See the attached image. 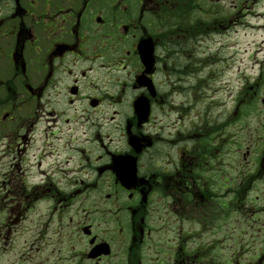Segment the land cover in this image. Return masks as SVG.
Instances as JSON below:
<instances>
[{"label": "flooded vegetation", "instance_id": "1", "mask_svg": "<svg viewBox=\"0 0 264 264\" xmlns=\"http://www.w3.org/2000/svg\"><path fill=\"white\" fill-rule=\"evenodd\" d=\"M1 5L0 58L9 61L14 82L0 72L8 96L0 107L9 104L0 126L11 125L20 153L68 156L67 172L74 175L68 191L43 177L26 197L34 206L55 200L44 230L35 232L32 264H223L212 251L221 248L222 228L249 216L243 197L253 178L264 179L262 44L252 85L230 89L213 65L229 40L236 45L230 31L245 28L246 11L264 0H233L224 12H214V0ZM143 40L152 61L139 55ZM66 107L107 111V122L96 114L98 135L88 136L95 148L64 134L72 120ZM39 109L52 128L41 140L38 121L30 118ZM104 126L117 135L102 137ZM120 157L129 158L117 162ZM133 169L137 182L124 186L117 174Z\"/></svg>", "mask_w": 264, "mask_h": 264}, {"label": "rangeland", "instance_id": "2", "mask_svg": "<svg viewBox=\"0 0 264 264\" xmlns=\"http://www.w3.org/2000/svg\"><path fill=\"white\" fill-rule=\"evenodd\" d=\"M232 1L214 0V12H224ZM0 2L2 3V0ZM1 3L0 10L2 9ZM262 7L255 6L254 10L246 11L245 28L239 25L236 33H233V29L230 31L231 39L234 40L236 45H232V41L229 40L230 45L224 47L221 51L220 63L213 65L215 71L221 73L223 71L227 76L226 78L222 74V81H224L223 84H229L230 89H235L237 86H247L250 83L253 84V78L258 73V65H255L254 58L257 46L260 44H262L261 48L263 50L259 52V59H264V8ZM258 14L260 17L257 16ZM220 32L221 38H223V35L226 36L223 29ZM230 46H234V49H231ZM214 51L220 53V49L216 47H214ZM206 64L209 66L208 63ZM10 66L8 60L0 58V72L4 74L5 80L13 85V78L9 79L10 77L7 75L12 73ZM0 94V101L2 103L8 102V96L5 95L2 88H0ZM24 96L22 97L24 98ZM4 109H9V104H3L0 107V112L2 113ZM63 110L69 111V117L72 118L69 124L62 126L64 134H76L79 141L87 140L88 136L98 135V127L95 126L94 121L96 114H100L101 121L107 122L105 115L107 111L105 110L93 112L82 109H68L67 107ZM16 113L18 111L13 110V114ZM30 114L31 123H34L35 120L38 121L36 136H39L38 139L41 140V138H44L46 131L52 130L45 121V118L49 119L48 113L39 109ZM39 122L41 123L39 124ZM5 128L0 126V264H32L35 253L33 247H37L34 243H39L35 238L38 236L35 232L44 230L42 221L46 220L48 214L51 213V210H48L47 207L49 205L53 206L55 200L53 197L48 198L45 202H37L34 206L33 202L28 201L26 197L27 195L31 196L32 187L40 184L43 177L57 185L53 186L55 190L65 192L67 189L68 191L73 186L74 180L72 181V179L74 175L67 172L66 167L68 165L66 161L68 156L61 155L59 160V156L54 158L55 156L48 155V159L45 160L38 151L35 155L20 153L19 149L17 150L15 138L9 137L13 133L11 125ZM68 129H70V132H68ZM82 134H85L86 137H83ZM100 134L104 138L108 135L113 137L117 135V133L111 131V126H104ZM90 140L88 139L85 144L95 148L96 144ZM40 143L41 141L38 142L37 146H41ZM40 163L41 168L46 170V175L38 173ZM70 165H73L72 161ZM235 174L236 171H233V175ZM262 178V175L253 178L251 191L243 197L244 203L248 205L245 209L251 210L249 216L247 215L241 220H230L222 228L225 231L221 239L218 240L221 248L218 249L219 245H217V248L215 247L212 250L214 251V258L219 259L220 263L223 261V264H226V259L230 263H236L239 259L240 264H260L264 262V179ZM151 224L156 225L154 222H151ZM230 228L231 230L228 232L227 229ZM172 233V230H170L168 236H172ZM157 237L158 234L155 233V238L157 239ZM163 238L166 239V236H163ZM215 239L217 240V238ZM237 243L239 246L238 253ZM39 246L43 248V245Z\"/></svg>", "mask_w": 264, "mask_h": 264}, {"label": "bare ground", "instance_id": "3", "mask_svg": "<svg viewBox=\"0 0 264 264\" xmlns=\"http://www.w3.org/2000/svg\"><path fill=\"white\" fill-rule=\"evenodd\" d=\"M38 173H39V174H44L43 169H39V170H38Z\"/></svg>", "mask_w": 264, "mask_h": 264}, {"label": "water", "instance_id": "4", "mask_svg": "<svg viewBox=\"0 0 264 264\" xmlns=\"http://www.w3.org/2000/svg\"><path fill=\"white\" fill-rule=\"evenodd\" d=\"M132 176H135L134 174ZM131 177V176H130Z\"/></svg>", "mask_w": 264, "mask_h": 264}]
</instances>
